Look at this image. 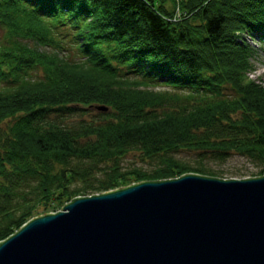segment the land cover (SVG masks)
Wrapping results in <instances>:
<instances>
[{"label": "trees", "instance_id": "16d2710c", "mask_svg": "<svg viewBox=\"0 0 264 264\" xmlns=\"http://www.w3.org/2000/svg\"><path fill=\"white\" fill-rule=\"evenodd\" d=\"M254 33L264 0H0V241L75 197L222 174L205 159L263 175ZM131 151L151 167H122Z\"/></svg>", "mask_w": 264, "mask_h": 264}, {"label": "water", "instance_id": "95a60500", "mask_svg": "<svg viewBox=\"0 0 264 264\" xmlns=\"http://www.w3.org/2000/svg\"><path fill=\"white\" fill-rule=\"evenodd\" d=\"M0 264H264V174L184 173L75 197L1 240Z\"/></svg>", "mask_w": 264, "mask_h": 264}, {"label": "rangeland", "instance_id": "374dc122", "mask_svg": "<svg viewBox=\"0 0 264 264\" xmlns=\"http://www.w3.org/2000/svg\"><path fill=\"white\" fill-rule=\"evenodd\" d=\"M167 6L170 7L169 2L167 3ZM176 16H178V14H176ZM244 37L257 51V54L251 60L252 71L249 72L248 76L250 77V79L257 80L264 86V42L257 41V36L255 35V33L251 35L253 40L249 39V36L247 35H244ZM30 73L31 79L38 78V76L41 75L40 69H32ZM1 85L2 83H0V88ZM155 88L162 89L164 88V86L158 84ZM86 109L87 112L83 116L86 119L94 118L99 112V110L95 106H89L86 107ZM172 155L175 158L186 161L191 165H195L196 158L198 157L197 153L188 150H180L173 153ZM205 164L213 171L222 173L217 175V178L221 179H245L249 177H257V172L259 170L256 164H254L249 159L239 155H232L222 163L205 159ZM121 165L124 168L139 166L143 169H149L151 167V164L149 162H143V160L139 157V152L137 151H131L130 153H128L123 158Z\"/></svg>", "mask_w": 264, "mask_h": 264}]
</instances>
